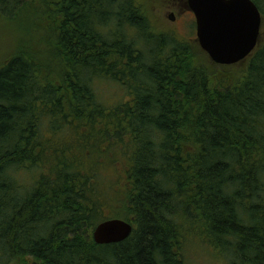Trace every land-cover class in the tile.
<instances>
[{"label":"trees","instance_id":"1","mask_svg":"<svg viewBox=\"0 0 264 264\" xmlns=\"http://www.w3.org/2000/svg\"><path fill=\"white\" fill-rule=\"evenodd\" d=\"M0 47V264H264V42L231 79L141 0H0Z\"/></svg>","mask_w":264,"mask_h":264},{"label":"water","instance_id":"2","mask_svg":"<svg viewBox=\"0 0 264 264\" xmlns=\"http://www.w3.org/2000/svg\"><path fill=\"white\" fill-rule=\"evenodd\" d=\"M196 18L201 49L213 63L232 66L249 58L257 49L263 16L253 0H188ZM134 227L122 219L100 223L93 232L99 245L127 240Z\"/></svg>","mask_w":264,"mask_h":264},{"label":"rangeland","instance_id":"3","mask_svg":"<svg viewBox=\"0 0 264 264\" xmlns=\"http://www.w3.org/2000/svg\"><path fill=\"white\" fill-rule=\"evenodd\" d=\"M141 3L146 5L147 15L151 20L154 32L168 35L171 39L180 43H190L194 53L197 52L196 50L199 49L198 46L200 45L197 41L196 27L190 20L187 11H183L181 6L182 0H141ZM172 14L175 17L174 20L170 19ZM260 42H264V19ZM197 57L199 61L203 59H200L198 52ZM217 66L223 67L220 65ZM232 66L233 68L227 70L225 73L231 79H233L232 75L242 73L246 62L244 60ZM219 70L222 71L224 69L219 68ZM216 73L222 74L219 71ZM140 81H145V78L142 80L138 79L136 84L138 85ZM95 87L97 88L96 90L99 96L104 99L101 102L108 107L112 106V104L113 106H119L130 99L128 98L127 90L114 81L99 80L95 83ZM102 148L106 150L108 148L107 144L104 143ZM200 240L199 237H192L187 240L184 248L186 264H229L230 255L228 253L218 258L214 250L206 242Z\"/></svg>","mask_w":264,"mask_h":264},{"label":"flooded vegetation","instance_id":"4","mask_svg":"<svg viewBox=\"0 0 264 264\" xmlns=\"http://www.w3.org/2000/svg\"><path fill=\"white\" fill-rule=\"evenodd\" d=\"M181 6L183 8V11H187V13H188V15L190 17V20L194 23V25L196 27V18H195V15L193 14V12L190 10L189 4H188V0H182ZM170 19L171 20L175 19L173 14L170 16Z\"/></svg>","mask_w":264,"mask_h":264}]
</instances>
